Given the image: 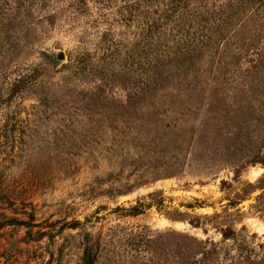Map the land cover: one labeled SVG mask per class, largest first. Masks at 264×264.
I'll list each match as a JSON object with an SVG mask.
<instances>
[{
	"label": "rangeland",
	"instance_id": "374dc122",
	"mask_svg": "<svg viewBox=\"0 0 264 264\" xmlns=\"http://www.w3.org/2000/svg\"><path fill=\"white\" fill-rule=\"evenodd\" d=\"M123 3L0 0V264H264V35L155 70Z\"/></svg>",
	"mask_w": 264,
	"mask_h": 264
},
{
	"label": "trees",
	"instance_id": "16d2710c",
	"mask_svg": "<svg viewBox=\"0 0 264 264\" xmlns=\"http://www.w3.org/2000/svg\"><path fill=\"white\" fill-rule=\"evenodd\" d=\"M114 7L124 3L117 11L120 19L129 9L140 10L146 20L149 46L163 45V59H150L151 69L164 64L177 63L186 56L194 59L219 51V44L235 39V27L245 25L247 37L231 55H243L257 37L264 35V0H101ZM110 7V8H111ZM172 45L174 48L171 49ZM205 57V56H203ZM199 57H197L198 59ZM23 80H19L22 83ZM160 201H158L159 203ZM134 215L142 213L133 208ZM84 264H93L87 257Z\"/></svg>",
	"mask_w": 264,
	"mask_h": 264
},
{
	"label": "water",
	"instance_id": "95a60500",
	"mask_svg": "<svg viewBox=\"0 0 264 264\" xmlns=\"http://www.w3.org/2000/svg\"><path fill=\"white\" fill-rule=\"evenodd\" d=\"M58 58H59V59H63V55H60Z\"/></svg>",
	"mask_w": 264,
	"mask_h": 264
}]
</instances>
